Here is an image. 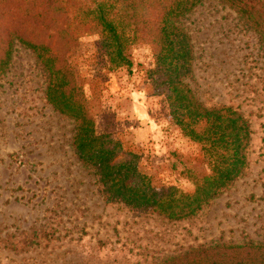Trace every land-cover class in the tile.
<instances>
[{"label":"rangeland","instance_id":"1","mask_svg":"<svg viewBox=\"0 0 264 264\" xmlns=\"http://www.w3.org/2000/svg\"><path fill=\"white\" fill-rule=\"evenodd\" d=\"M180 25L194 49L187 82L196 96L250 123L241 177L186 220L108 202L75 155V121L48 104L47 72L18 44L0 74V264H162L201 247L264 244V48L218 0L204 1ZM100 44L98 35L85 36L64 50L97 132L138 153L154 185L193 191L189 175L206 174L204 156L153 91L152 47L129 48L132 69L111 70Z\"/></svg>","mask_w":264,"mask_h":264},{"label":"trees","instance_id":"2","mask_svg":"<svg viewBox=\"0 0 264 264\" xmlns=\"http://www.w3.org/2000/svg\"><path fill=\"white\" fill-rule=\"evenodd\" d=\"M206 0H0V74L15 46L31 51L48 75L46 100L75 121L77 159L94 171L108 202L155 212L170 221L195 217L229 189L248 167L252 130L230 106L209 108L187 79L194 49L180 20ZM234 11L264 48V0H218ZM98 35L110 69L133 67L128 51L149 45L154 68L147 72L156 96H164L184 138L199 144L207 172L190 173L195 188L156 186L141 169V156L114 137L99 134L95 116L78 85L65 51L85 36ZM162 264H264V244L215 245L191 250Z\"/></svg>","mask_w":264,"mask_h":264}]
</instances>
